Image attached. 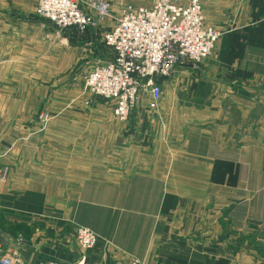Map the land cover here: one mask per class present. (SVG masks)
I'll return each instance as SVG.
<instances>
[{"label":"crops","instance_id":"1","mask_svg":"<svg viewBox=\"0 0 264 264\" xmlns=\"http://www.w3.org/2000/svg\"><path fill=\"white\" fill-rule=\"evenodd\" d=\"M203 1L204 22L221 34L182 81L179 68L164 78L171 94L154 109L157 120L74 112L41 133L18 129L6 150L0 126V256L14 253L22 264H74L81 254L85 264H264V0ZM35 3L0 0V51L7 43L15 57L0 52V81L3 60L18 62L21 42L34 47ZM85 50L76 48L78 56ZM15 83L26 99L5 98L0 84V123L35 112L36 84ZM79 225L96 233L93 248L78 246Z\"/></svg>","mask_w":264,"mask_h":264},{"label":"built area","instance_id":"2","mask_svg":"<svg viewBox=\"0 0 264 264\" xmlns=\"http://www.w3.org/2000/svg\"><path fill=\"white\" fill-rule=\"evenodd\" d=\"M35 13L52 30L45 36L62 41L61 33H84L99 27L109 16L111 28L103 33L112 55L97 59L83 75L85 88L96 97L113 103V113L128 120L140 94L147 95L148 106L156 109L162 96V81L177 67L195 64L208 57L221 32L204 22L201 0H130L113 14L109 0H35ZM61 37V40L59 38ZM47 120V114H40ZM6 170L1 174L5 178ZM75 239L80 249L94 247L97 235L79 225ZM0 264H22L11 252L0 256ZM43 264H59L48 260ZM74 264H85L81 254ZM133 264H139L135 259Z\"/></svg>","mask_w":264,"mask_h":264},{"label":"rangeland","instance_id":"3","mask_svg":"<svg viewBox=\"0 0 264 264\" xmlns=\"http://www.w3.org/2000/svg\"><path fill=\"white\" fill-rule=\"evenodd\" d=\"M128 1L130 0H109L113 14L115 13V7L116 9H120L121 6L128 3ZM135 1L137 2V0ZM201 1L202 5L204 6V1ZM37 18H35L36 35L33 41L30 40V43H32L34 47L27 51V48L31 45L28 46L21 42L19 45L20 59L18 62H16L15 59H11L15 57H13L14 55L12 56V54H10L12 47L9 46L7 48V43L3 45V48L0 51H3L5 55L10 54L8 57H11L5 58L3 60V73L1 74L3 79L0 81V84L2 87H4L5 98H16L19 96L23 97L22 99L24 100L26 99L27 90H15V82H18L22 86L24 84L27 85L33 82L36 84V90L34 91L35 97L33 98L35 101V112L32 115H29L30 117L27 119L28 121H4L0 123L5 135V150L10 149L8 146L14 143L16 139L15 134H17L18 129H31L34 127L36 132L41 133L44 130H47L49 127L59 125L60 122L58 119L60 116L73 114L74 112L99 115H109L113 113L112 101L96 97L91 92H89L84 86L83 75L88 71L89 68H91L92 64L97 59L103 61L104 58L108 57L110 52H112L104 42L103 33L112 27L114 23V17L109 16L102 24L99 25V27L92 28L85 31L84 33H78L76 31L61 33V37L64 36L66 38V41L62 43L60 41L54 40L53 32H51V38H47L45 34L49 30H52L51 27L46 21L42 20L41 18ZM19 22L21 23L22 20L20 19ZM61 37L59 36L60 40ZM92 37L93 40L91 44L90 38ZM20 40L22 41V36ZM78 47L82 48V50H84V48L86 49L84 52H82L83 54L79 56L76 52V48ZM26 52L35 53L26 57H22ZM81 57H83V59ZM91 61L92 64L90 63ZM177 68L180 70V73L177 74V77L180 81H182L181 77L183 72L191 71L187 65ZM167 82L168 81H165L162 85L161 97H164L165 99H167L171 94L170 86H168ZM146 98V94L139 95V106L133 108L130 112V115L132 113H152L157 120L156 111L149 106H147L148 109L146 106H143L145 104L144 100H146ZM142 102H144V104ZM24 103L27 105L20 108H22L26 114H29V112H26V110L30 109V105L28 103L31 104V102ZM142 106L145 108L144 111L142 110ZM8 107L11 110L20 109L19 107L11 104ZM139 108H141L140 111L138 110ZM40 114H47V120L42 121ZM32 116L34 117L32 118ZM69 123L72 124L74 122L69 121ZM95 124L94 126H101L105 125L106 123L95 122ZM132 125H135V123ZM1 157L2 155L0 154V158ZM1 169L0 175L5 170L7 174V168L2 167ZM195 259L196 260L193 259L192 261H186L193 263L195 262V264H205L200 261L198 257Z\"/></svg>","mask_w":264,"mask_h":264},{"label":"trees","instance_id":"4","mask_svg":"<svg viewBox=\"0 0 264 264\" xmlns=\"http://www.w3.org/2000/svg\"><path fill=\"white\" fill-rule=\"evenodd\" d=\"M71 31H74V30H71Z\"/></svg>","mask_w":264,"mask_h":264}]
</instances>
